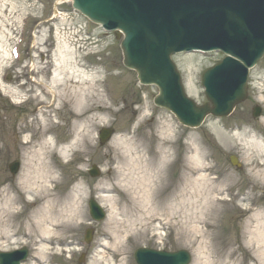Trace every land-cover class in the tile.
Listing matches in <instances>:
<instances>
[{"label":"rangeland","instance_id":"1","mask_svg":"<svg viewBox=\"0 0 264 264\" xmlns=\"http://www.w3.org/2000/svg\"><path fill=\"white\" fill-rule=\"evenodd\" d=\"M56 10L59 16L53 18ZM121 39L75 10L72 0H0V189L16 187L27 161L28 149L22 142L26 136L36 137L44 117L50 127L57 122L52 135L47 134L53 149L47 160L56 176L52 187L80 195L83 213L64 228L45 223L44 227L57 229L45 234L29 217L34 206L20 196L18 214L5 226L7 234L0 227V250L27 246L25 264H81L82 252H87L88 264H137L134 253L141 246L174 252L188 249L193 256L189 264H223L231 251V264H264V235L252 234L256 226L264 233V111L260 117L252 116L253 106L264 108V57L251 70L248 99L230 117L209 115L199 128H188L155 105V85L141 84L136 71L123 64ZM64 42L77 63L94 67L95 88L104 93L103 100L95 99L94 111L83 118L95 124L90 136L72 125L69 103L62 102L59 113L46 107L51 95L44 101L37 98L38 83H50L57 47ZM223 57L213 51L173 56L186 92L198 103L207 101L203 71ZM64 87L59 86V91ZM30 123L35 129L21 130ZM167 125L170 131L164 134ZM102 127L113 128L104 145L98 139ZM165 140L172 144L165 180L149 206L135 203L128 190L110 191L119 181L116 171L121 167L128 172L135 157L147 158L149 165L159 163ZM200 152V166L208 170H197L193 178L206 174V188L195 183L187 188L184 181L191 168L199 167L192 160ZM232 155L240 167L231 162ZM15 159L21 167L12 175L9 163ZM92 164L99 166V176L88 174ZM140 171L135 170L134 176L142 175ZM110 196L114 208L107 200ZM90 198L107 212L100 222L89 213ZM89 227L94 235L88 245L84 237Z\"/></svg>","mask_w":264,"mask_h":264},{"label":"water","instance_id":"2","mask_svg":"<svg viewBox=\"0 0 264 264\" xmlns=\"http://www.w3.org/2000/svg\"><path fill=\"white\" fill-rule=\"evenodd\" d=\"M74 7L116 36L125 34L121 48L124 64L136 69L142 83H156L161 93L158 105L174 111L180 121L199 126L206 115L227 116L247 98V77L264 54V0H74ZM221 48L238 59L227 57L204 73L203 83L210 102L198 105L185 94L180 74L171 59L178 51ZM261 114L256 106L253 115ZM112 129H104L102 142ZM232 162L236 158L232 156ZM13 173L19 161L10 165ZM94 166L91 175H99ZM92 213L104 217L101 207L91 201ZM92 237L89 230L87 240ZM27 249L0 252V264H21ZM139 264H187L186 250L174 252L140 248ZM83 258H81V261Z\"/></svg>","mask_w":264,"mask_h":264},{"label":"bare ground","instance_id":"3","mask_svg":"<svg viewBox=\"0 0 264 264\" xmlns=\"http://www.w3.org/2000/svg\"><path fill=\"white\" fill-rule=\"evenodd\" d=\"M64 43V46L59 45L57 47L58 57L53 61L50 83H38V85L40 84L41 92L37 98L39 101L48 100L51 94L53 101L49 106L46 105V107H52L59 113L62 110L61 103H69L68 105H70L75 119L72 125L75 128L78 127L80 133H83L84 136H90V130L94 129L95 124L93 122L91 125V119L89 117L85 121H83V118L86 116V113L94 111L95 99L97 101L103 100L104 93L95 88L96 73L94 72V67L86 69L83 64L77 63L73 50L66 45V42ZM61 85L65 87L59 91V86ZM46 120L44 117L40 120L39 132L36 137L34 135L32 137L26 136L22 142L24 149L26 151L28 149L27 161L16 187L4 185L0 189V227H3L2 230L5 234H7L5 226L14 222L18 214L16 205L21 201L20 196H23L28 206H34L29 217H32L36 221L45 234L54 232L55 228H64L67 226L66 222L74 223L78 218L82 217L83 213L78 206L80 195L76 193L65 194L61 190L57 191L56 186L52 187L56 176L53 164L47 160L53 151V149L51 150L52 141L50 138H47V134H52L51 131L57 126V122L54 123V126L50 127L46 123ZM93 120L94 117H92ZM33 129H35V124L30 123L21 130L28 131ZM169 131L170 126L167 125L162 128L161 132L169 134ZM35 138L39 139L38 144L34 143ZM36 145L38 148H36ZM171 146L172 144L169 141H164L159 153V163L156 161L157 165L155 162L149 165L147 158L144 159L140 155L132 159L128 172H124L123 168L119 167L120 171H116L118 176L117 180L119 181L113 185L110 191L118 192L122 190L125 192L128 190L133 201L141 206L155 200V193H157V190L165 180L163 172L170 157ZM201 159V152L196 153L193 157L192 161L194 163L199 162V167L190 169L191 172H189V175L184 181L186 182L187 188L193 183H195L193 186L199 185L200 187L206 188L203 182L207 177L206 174H201L198 178H193V174L197 170H208L206 165L202 164L200 166ZM137 169L141 170L142 175L134 176V172ZM175 182L177 183V181ZM15 190L18 191L19 196L16 195ZM164 199H167V196ZM107 200L114 208V203L112 202L113 197H107ZM147 206L149 205L147 204ZM111 219H113V216ZM47 222L55 228L51 230V228L44 227L43 225ZM255 233H258L257 235L261 237L264 235L260 226H256V229L252 230V234ZM232 254L233 251L228 252V258L225 257L223 264H231L228 259L231 258Z\"/></svg>","mask_w":264,"mask_h":264}]
</instances>
